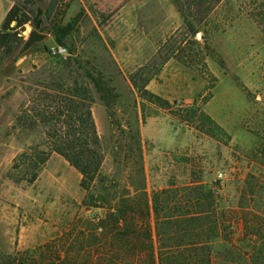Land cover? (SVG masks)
Instances as JSON below:
<instances>
[{
  "label": "rangeland",
  "instance_id": "obj_1",
  "mask_svg": "<svg viewBox=\"0 0 264 264\" xmlns=\"http://www.w3.org/2000/svg\"><path fill=\"white\" fill-rule=\"evenodd\" d=\"M252 3L224 0L206 14L175 0H64L49 21L71 27L63 45L46 30L22 51L28 23L11 57L0 49V263L24 254L111 264L97 229L107 208L91 206L81 173L51 145L57 100L70 97L95 123L102 189L134 205L145 187L154 227L157 190L200 177L214 187L222 174L219 213L235 222L237 253L226 264H264V28ZM88 72L104 80L110 106ZM230 231L214 245L216 264Z\"/></svg>",
  "mask_w": 264,
  "mask_h": 264
},
{
  "label": "trees",
  "instance_id": "obj_2",
  "mask_svg": "<svg viewBox=\"0 0 264 264\" xmlns=\"http://www.w3.org/2000/svg\"><path fill=\"white\" fill-rule=\"evenodd\" d=\"M175 1L183 12L191 8L197 13L202 11L209 14L224 0ZM252 1L251 15L264 28V0ZM35 2L41 3L43 0H23L22 6L15 3L8 13L0 31V49L3 50L4 57H11L21 46L20 41L28 23L40 32L50 30L60 45L64 44L70 34V26L60 27L46 22L45 10L38 8L35 15L32 10H28L30 4ZM13 23H16L15 27L11 26ZM3 59L7 58H1ZM10 59L12 58H8V62ZM88 78L101 94L102 100L110 106L113 94L104 80L91 72H88ZM57 102L60 107L57 117L61 128L54 125L55 136L51 145L53 151L62 155L81 173V187L86 192L93 193L90 196L91 206L107 208L106 219L97 225V229L107 233L110 246L108 260L111 264H216L214 245L223 240V233L228 228L231 230L226 236L229 240H225L231 249L222 251L219 259L224 264L233 262L234 255L237 256L234 251L235 222L222 218L218 206L217 191L221 189L222 179L216 180L214 187L200 177L193 178L183 187L171 185L157 190L154 194L153 227L145 187L140 188L143 194L134 205L127 204L125 198L116 195L114 190L100 187V170L104 157L90 112L79 114V106L70 97ZM54 117L50 120L53 121ZM204 117L211 121L209 117ZM117 182L118 179L111 181L112 184ZM169 210L174 214L168 216ZM260 256L264 259V253ZM253 257L250 254V258ZM4 259L0 264H54L52 261L38 263L36 259L24 254L9 255Z\"/></svg>",
  "mask_w": 264,
  "mask_h": 264
},
{
  "label": "water",
  "instance_id": "obj_3",
  "mask_svg": "<svg viewBox=\"0 0 264 264\" xmlns=\"http://www.w3.org/2000/svg\"><path fill=\"white\" fill-rule=\"evenodd\" d=\"M63 1L64 0H50V2L48 3L45 9V13H44V17L47 22H49L53 18L59 3H62ZM45 38H46V35L44 33H41L38 30H32L30 32L29 38L27 42L25 43L22 51L28 50L35 43L41 42Z\"/></svg>",
  "mask_w": 264,
  "mask_h": 264
},
{
  "label": "crops",
  "instance_id": "obj_4",
  "mask_svg": "<svg viewBox=\"0 0 264 264\" xmlns=\"http://www.w3.org/2000/svg\"><path fill=\"white\" fill-rule=\"evenodd\" d=\"M14 5L15 0H0V31L8 13Z\"/></svg>",
  "mask_w": 264,
  "mask_h": 264
},
{
  "label": "built area",
  "instance_id": "obj_5",
  "mask_svg": "<svg viewBox=\"0 0 264 264\" xmlns=\"http://www.w3.org/2000/svg\"><path fill=\"white\" fill-rule=\"evenodd\" d=\"M54 53L62 56V55H66L67 54V50L61 46H57L56 48H54ZM219 179H223V175L220 174Z\"/></svg>",
  "mask_w": 264,
  "mask_h": 264
},
{
  "label": "bare ground",
  "instance_id": "obj_6",
  "mask_svg": "<svg viewBox=\"0 0 264 264\" xmlns=\"http://www.w3.org/2000/svg\"><path fill=\"white\" fill-rule=\"evenodd\" d=\"M28 31H30V27H29Z\"/></svg>",
  "mask_w": 264,
  "mask_h": 264
}]
</instances>
